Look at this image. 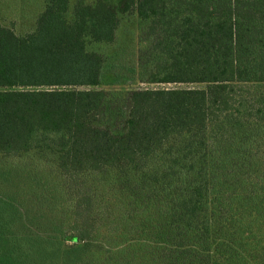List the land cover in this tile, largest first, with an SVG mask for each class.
I'll return each instance as SVG.
<instances>
[{
	"label": "trees",
	"instance_id": "1",
	"mask_svg": "<svg viewBox=\"0 0 264 264\" xmlns=\"http://www.w3.org/2000/svg\"><path fill=\"white\" fill-rule=\"evenodd\" d=\"M129 15L136 64L101 48ZM30 152L106 181L52 235L0 195V264H264V0H45L33 30L0 23V157Z\"/></svg>",
	"mask_w": 264,
	"mask_h": 264
},
{
	"label": "rangeland",
	"instance_id": "2",
	"mask_svg": "<svg viewBox=\"0 0 264 264\" xmlns=\"http://www.w3.org/2000/svg\"><path fill=\"white\" fill-rule=\"evenodd\" d=\"M44 7L45 0H0V23L12 28L18 34L27 33L34 29L36 19ZM138 35L139 20L135 15H129L122 20L116 41L101 48L110 53L117 51L118 55H122L123 61L136 64L139 48ZM176 86H187V84L136 82L130 87ZM101 87L122 88V86L110 84H104ZM104 178L101 174L87 179L96 181L95 188L101 193V184L106 181ZM74 180L59 175L53 166L43 162L34 152L0 157V195L11 198L12 202L26 215L28 219V225L24 228L26 232L52 235L58 232L59 227L69 228L74 220L70 214L71 212L74 214L73 208L76 207L75 210H78L80 199L88 198L86 195L81 196L82 190L90 188V180H85L82 176L78 178V182ZM71 181L73 185L78 184L80 192L78 195L63 194L68 190V184ZM94 201L97 202L98 198ZM87 205V203L83 204L81 206L83 209L78 211L89 217L85 210ZM65 243L68 242L65 241Z\"/></svg>",
	"mask_w": 264,
	"mask_h": 264
}]
</instances>
